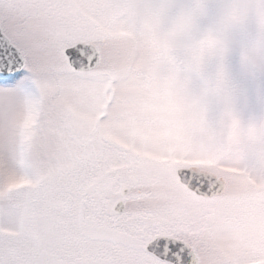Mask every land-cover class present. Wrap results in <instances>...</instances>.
<instances>
[{"label": "snow or ice", "instance_id": "6c2138e0", "mask_svg": "<svg viewBox=\"0 0 264 264\" xmlns=\"http://www.w3.org/2000/svg\"><path fill=\"white\" fill-rule=\"evenodd\" d=\"M264 0H0V264H264ZM196 77L205 81L201 87Z\"/></svg>", "mask_w": 264, "mask_h": 264}, {"label": "rangeland", "instance_id": "374dc122", "mask_svg": "<svg viewBox=\"0 0 264 264\" xmlns=\"http://www.w3.org/2000/svg\"><path fill=\"white\" fill-rule=\"evenodd\" d=\"M257 26L252 22L251 31L248 34V42L256 48H264V40H261L256 32ZM235 48L227 58L230 78L235 82L238 93L234 100V104L238 108L254 106L257 103L261 83L264 82V74L258 73L251 66L245 65L240 57V44L244 39L242 34L237 31L232 36ZM196 82L201 86H205V81L195 78Z\"/></svg>", "mask_w": 264, "mask_h": 264}]
</instances>
